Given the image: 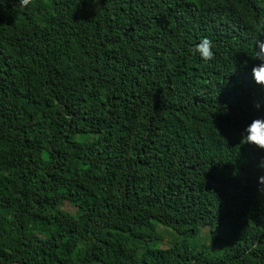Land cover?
<instances>
[{
    "label": "trees",
    "instance_id": "1",
    "mask_svg": "<svg viewBox=\"0 0 264 264\" xmlns=\"http://www.w3.org/2000/svg\"><path fill=\"white\" fill-rule=\"evenodd\" d=\"M257 40L264 0H0V264H264Z\"/></svg>",
    "mask_w": 264,
    "mask_h": 264
},
{
    "label": "clouds",
    "instance_id": "2",
    "mask_svg": "<svg viewBox=\"0 0 264 264\" xmlns=\"http://www.w3.org/2000/svg\"><path fill=\"white\" fill-rule=\"evenodd\" d=\"M21 7H27L31 4L32 0H19ZM99 3V0H93ZM213 41L207 37L201 41L193 49L194 53H198L202 60L211 61L214 58ZM258 49V50H257ZM255 60L261 61L259 65L253 66L251 75L254 82L264 88V40L256 41ZM247 61H245V65ZM253 107L257 111L264 109V104L254 102ZM241 142L245 145L254 146L257 150L264 152V116L255 117L248 125L245 126L241 133ZM259 167L264 169V159L259 163ZM260 184V191L264 192V176L258 178Z\"/></svg>",
    "mask_w": 264,
    "mask_h": 264
},
{
    "label": "rangeland",
    "instance_id": "3",
    "mask_svg": "<svg viewBox=\"0 0 264 264\" xmlns=\"http://www.w3.org/2000/svg\"><path fill=\"white\" fill-rule=\"evenodd\" d=\"M63 209L74 214L75 208L66 202ZM155 239L149 243L151 248H167L175 243H184L194 253L204 251L207 254H219L232 241V237L225 229L203 228L198 234L180 236L169 228L160 224L155 226Z\"/></svg>",
    "mask_w": 264,
    "mask_h": 264
}]
</instances>
